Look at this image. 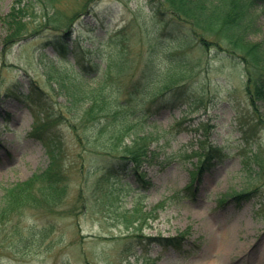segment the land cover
<instances>
[{
    "label": "rangeland",
    "instance_id": "374dc122",
    "mask_svg": "<svg viewBox=\"0 0 264 264\" xmlns=\"http://www.w3.org/2000/svg\"><path fill=\"white\" fill-rule=\"evenodd\" d=\"M16 1L0 0V107L6 108H0V202L4 189L23 182L32 188L35 206L0 223V264H264V102L257 112L251 107L241 62L215 48L172 41L170 52L184 53L197 67L185 103L156 106L144 117L139 114L147 103L136 106L120 133L93 135L81 108L67 103L55 80L72 73L70 65L84 57L105 70L107 60L94 48L111 53L138 5L149 21L157 23L159 16L146 0H58V29L47 25L22 41L8 40L13 32L2 20ZM28 3L37 22L53 12L49 0L21 4ZM255 28L250 39H264V7ZM138 31L136 25L129 28L132 41L120 42L126 59L144 52L134 42ZM54 35L69 37L71 47L79 48L69 55L71 63L44 47ZM103 41L108 43L100 46ZM52 65L56 72L50 77ZM91 79L77 82L101 80ZM48 142L59 149L56 165ZM124 147L145 153L142 170L151 186L104 177L102 161L122 155ZM209 147L221 157L198 174L200 155ZM48 174L60 178L63 190L62 199L50 205L39 195L48 188ZM189 185L193 190L186 197L170 200ZM243 193L248 196L233 197ZM44 230L49 234L41 242ZM229 232L237 246L227 256L219 244ZM181 236L174 245L148 240Z\"/></svg>",
    "mask_w": 264,
    "mask_h": 264
},
{
    "label": "trees",
    "instance_id": "16d2710c",
    "mask_svg": "<svg viewBox=\"0 0 264 264\" xmlns=\"http://www.w3.org/2000/svg\"><path fill=\"white\" fill-rule=\"evenodd\" d=\"M24 1L17 0L19 6L15 5L11 13L2 20L13 32L8 40L22 41L34 29L39 28L36 31L38 32L47 28V25H56V28H59L61 22L56 19L54 7V3L58 6V0H49L50 11L53 12L43 14L39 22L36 21L34 6L29 3L22 5ZM146 3L150 11L159 16L160 20L157 23L149 21L144 8L138 5L136 18L130 20L124 32L116 37L113 42L116 48L111 53L105 56L101 47L94 48L95 52H101L102 60H107L105 70L101 68V64L87 63L84 57L81 62L78 60L75 65L73 63L70 65L72 73L67 71L69 75L63 76L59 81L55 80L67 103L73 108H81L80 117L84 115L82 122L90 133L95 135L102 130L110 136L120 133L129 117L137 111L136 106L142 108L147 105L139 114L140 117H144L152 113L156 106L185 103L191 95L193 84H190L197 74V67L189 62L184 53L170 52L172 41L186 48L194 45H201L199 48L205 50L215 48L229 58L238 59L244 67V84L249 103L253 110L258 111V102H264V39L256 41L250 39V36L256 31L257 12L264 7V0H146ZM42 10L44 12V9ZM88 10L89 8L85 12ZM27 18L30 19L29 22ZM70 20V24L73 25L74 19ZM135 25L139 31L134 34L137 37V41L134 42L141 44L139 47L144 48V52L137 60L126 59V54L120 50V42L132 41L129 36L134 37L129 31L128 36L127 30ZM68 34H71V31ZM67 38H63V35L61 38L55 35L47 36L44 47H52L60 60L64 59L71 63L69 55L80 50L73 49ZM107 43L103 41L100 46ZM54 71L56 72V68L52 65L48 75L51 77ZM90 78L94 83L97 78L101 80L95 84L77 82L80 79L88 81ZM33 95L36 97L35 93ZM47 125H50V122L40 124V128ZM121 125L123 128H120ZM48 136L45 141L51 139V135ZM49 142L46 144L49 156L56 165L59 149L53 148ZM124 148L122 155L106 157L108 160L102 161L100 167L104 177L133 178L142 181L146 185L145 188L151 186V183L145 181L146 175L142 170L146 161L145 153L134 147ZM220 152L209 147L205 154H201L202 159L199 161H202L197 167L198 174L210 169L211 160L219 159ZM57 177L56 174H48V181L50 180L48 188H42L39 194L46 205L60 201L63 197V190L59 186L60 178ZM192 190L193 186L189 185L176 191L170 200L184 198ZM246 194L248 193L236 194L233 197L240 199L247 197ZM34 199L32 188L27 183L12 184L4 189L0 202V223L12 217L21 218L24 210L35 206ZM48 234L49 232L44 230L40 241L42 242ZM182 237L148 240L164 241L174 245Z\"/></svg>",
    "mask_w": 264,
    "mask_h": 264
},
{
    "label": "bare ground",
    "instance_id": "6f19581e",
    "mask_svg": "<svg viewBox=\"0 0 264 264\" xmlns=\"http://www.w3.org/2000/svg\"><path fill=\"white\" fill-rule=\"evenodd\" d=\"M1 109L3 111L6 110V108H3V107ZM16 121L18 120L16 119ZM232 238H233V234L229 232L228 234H226L225 238L219 244V250H221V252L227 256H230L233 253V251H235L236 246H237L233 242Z\"/></svg>",
    "mask_w": 264,
    "mask_h": 264
}]
</instances>
